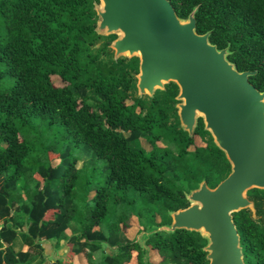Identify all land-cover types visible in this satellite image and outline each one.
Wrapping results in <instances>:
<instances>
[{
	"label": "trees",
	"instance_id": "trees-1",
	"mask_svg": "<svg viewBox=\"0 0 264 264\" xmlns=\"http://www.w3.org/2000/svg\"><path fill=\"white\" fill-rule=\"evenodd\" d=\"M170 1L181 18L197 8V31L228 47L238 70H256L250 80L264 91V0ZM99 2L0 0V264H30L48 242L66 248L54 264L81 254L127 264L135 251L138 264H155L125 236L134 216L152 231L146 245L159 264H209L201 232L157 228L204 179L216 187L227 178L231 162L203 118L193 136L183 129L176 82L139 95L140 58H115L117 34L96 30ZM196 136L206 145L191 149ZM248 197L256 212L234 221L245 263L264 264V189Z\"/></svg>",
	"mask_w": 264,
	"mask_h": 264
},
{
	"label": "water",
	"instance_id": "water-1",
	"mask_svg": "<svg viewBox=\"0 0 264 264\" xmlns=\"http://www.w3.org/2000/svg\"><path fill=\"white\" fill-rule=\"evenodd\" d=\"M97 32L118 34L115 58L138 56L140 96L176 82L181 125L194 135L203 118L232 171L216 187L204 179L187 194L191 204L171 212L173 221L157 230L201 232L209 264H246L234 212L251 208L253 188L264 189V91L250 80L257 71H240L229 48L211 42V32L197 31L195 8L181 18L170 0H100Z\"/></svg>",
	"mask_w": 264,
	"mask_h": 264
},
{
	"label": "rangeland",
	"instance_id": "rangeland-1",
	"mask_svg": "<svg viewBox=\"0 0 264 264\" xmlns=\"http://www.w3.org/2000/svg\"><path fill=\"white\" fill-rule=\"evenodd\" d=\"M117 36H118V34H117ZM13 82H14L13 79L5 78V80H3L1 82V84L9 86V85H12ZM55 82L57 84H62V83H60L58 78H55ZM129 102L131 103L132 101L130 100ZM195 140H196V143H195V145L191 146V149H195L196 146H204V145H206V143L198 136L195 137ZM141 141H142L143 145L148 150L151 149V145H150V142L148 140H146L145 138H142ZM158 144L161 145V146H166V143L164 141H162V140L158 141ZM78 165L81 166L82 162H79ZM131 220H132V222H131L132 226L128 230L129 233H130V236L128 235V233L125 234V236L127 238L131 239V240L135 239L136 241H139L142 244V246L144 247V249L145 250L147 249L148 253H146V255H145V260H149L151 258V260L153 262H155V264H159V262L161 260L159 254L155 250H153L150 246L146 245V240H147V238L149 237V235H150V233L152 231L149 230V229H145L144 225L141 224L140 220L137 217L134 216V217H132ZM158 220H160L159 216H158ZM262 220L264 221V215H262ZM43 258H44V256L42 257V259H39L37 264H40V262L43 263V261L47 260V259H45V258L43 259ZM129 264H138L137 252L136 251L133 252V259H132V261Z\"/></svg>",
	"mask_w": 264,
	"mask_h": 264
},
{
	"label": "crops",
	"instance_id": "crops-1",
	"mask_svg": "<svg viewBox=\"0 0 264 264\" xmlns=\"http://www.w3.org/2000/svg\"><path fill=\"white\" fill-rule=\"evenodd\" d=\"M134 223V222H133ZM128 235L130 236V233L129 231L127 232ZM133 240V239H132ZM15 247L16 249H20V248H23V249H27V246L24 245L22 243L21 240H17L16 241V244H15ZM66 251V248H62L61 250H58V249H55L53 247V243L52 242H48L45 244V252L42 256H38L34 259V261H32L30 264H37L39 259H42V257L44 256L45 261L40 262V264H54V262L59 258V257H62L64 255V252ZM43 258V259H44ZM133 259V258H132ZM47 261V262H46ZM132 261V260H131ZM74 262L75 264H89L85 254H81L80 256H75L74 257ZM130 263V262H129ZM127 263V264H129Z\"/></svg>",
	"mask_w": 264,
	"mask_h": 264
}]
</instances>
